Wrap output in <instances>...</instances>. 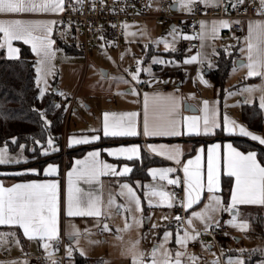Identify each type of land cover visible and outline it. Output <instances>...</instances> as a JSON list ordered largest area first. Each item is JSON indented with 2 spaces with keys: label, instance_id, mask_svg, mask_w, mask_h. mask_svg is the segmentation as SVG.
<instances>
[{
  "label": "crops",
  "instance_id": "obj_1",
  "mask_svg": "<svg viewBox=\"0 0 264 264\" xmlns=\"http://www.w3.org/2000/svg\"><path fill=\"white\" fill-rule=\"evenodd\" d=\"M160 0H147L146 11L148 14H155L157 12L158 2ZM172 9L177 14H187L188 11L180 6L179 0H172ZM232 1V0H229ZM257 3H262V0H250ZM78 0H64V10L74 6ZM199 2V0H197ZM219 0H211L210 3H200L205 8H215L218 5ZM63 12V11H62ZM36 13V14H0V20L6 19H25V20H55L53 25V32L51 39L53 40L52 48L54 50V58L51 61L52 74L47 76L45 80H42L38 86L36 83V55L32 52L31 46L24 44L22 41H13V47L19 49V45H24L29 49L31 59L34 64L35 72V85L38 90L41 87H45V94L53 96L54 101L63 103L64 110L66 111L68 104L70 103V97L74 94L77 95V102L72 106L69 115L66 117L64 130L61 131V147L66 150H75L76 148H84L83 152L73 157L70 161L68 159L61 161H52V159L58 155H50L47 162L53 163L57 166V173L52 176H45L43 174V167L46 166V162L42 163V166H33L37 169L35 174H27L33 178L29 179H16L18 175H14L13 172L3 169L0 170V184L5 187L11 186L14 183L25 182H45L56 181L58 184V227L59 233H63L67 236V243L72 244L76 237H70L68 235L72 226L79 230V239L87 237L88 240L93 238H101V249L96 253L95 258L99 264H132V253H143L145 264L151 260L150 253L152 251H146L147 245L143 241H139L136 234L142 231L143 219L147 217V222L152 228L155 225L156 231L166 232L168 228H172L171 220V208L160 205L159 198L149 197L153 200V206L149 207L148 199L144 197V185L155 186L160 190L170 193L171 184L167 183V180H160L159 176L153 179L148 174L150 168H179L183 173V164L189 159H194L197 149H202L201 152V173L202 180L205 183V189L201 193V200L197 204L193 205L187 210V218L191 216L192 212H199L203 209L204 204L208 199V192L206 190L207 181V148L211 144L220 145L221 155V171L220 181L221 190L216 193L220 196L222 202L225 204L230 201L231 188L235 183V178L226 176L223 173V151L224 145L231 144L237 151L247 153L248 151L255 150H241L237 146V141L246 140L254 143L260 149H264V145H260L258 141H252L250 138L241 136L238 130L234 133L223 132L224 118L227 117L235 124L244 127L246 130L258 135L260 131H254L250 129L242 120V111L247 106H254L259 109L264 119V109L260 108L261 96H264V82L261 78L247 77V68L239 67L241 62L247 63V41L245 37L248 34V23L252 22H264V19H250L243 22V33L239 36L231 35L227 32V28H219L218 32L213 35L210 31L214 21H221L222 19H209L203 20L206 28L204 35L201 37V29L197 37L199 39L200 47L197 53L192 52L186 44L180 42L181 39H192L193 35L186 32L183 29L182 22H176L174 26L169 27L160 23L156 19H142L127 23V28H123L122 32V47L116 53L112 45L108 40L102 36L96 43L89 44L90 50L87 53L81 49L79 43H69L66 39H63L57 30L58 17L62 13ZM163 26V27H161ZM175 29L177 38L173 40V37L169 35L171 29ZM160 29V31L158 30ZM125 32L130 33L125 35ZM134 34H139L137 38ZM2 36V34H0ZM187 37V38H185ZM167 39L170 47L166 51L163 43H154L157 40ZM94 46L100 48L97 50ZM243 49V51H242ZM2 55L5 59L16 60L20 54L18 52L16 58H9L7 48H0ZM103 54H111L115 56L118 65L127 67V70H134L131 75L136 72L137 60L140 59L141 68L149 69L148 73L143 71L139 74V80L147 83L146 88L139 93L134 87L131 86L129 81L124 79L121 72L115 71V74H109V68L101 64L105 61ZM198 56V61L185 64L183 61L192 56ZM96 55L98 59L97 66L103 67L106 70H100L106 75L104 78L107 81L106 88L92 92L87 91L81 93V81L74 90H70L67 87V79L71 75L77 73L76 67L82 68V76L86 73L90 58ZM153 57L162 59L164 64L152 63ZM220 59H229L230 67L226 72L222 82H216L212 76L213 70L216 68ZM237 60H240L239 64H236ZM171 61L172 63H169ZM203 61V63L199 62ZM101 62V63H100ZM211 63L212 67H209ZM93 66V65H92ZM73 67V68H71ZM235 67V71L233 70ZM203 76L207 84H202L197 75V72ZM208 71V73H205ZM96 78H98L95 75ZM81 79V74H80ZM82 80V79H81ZM126 81V82H125ZM80 86V87H79ZM253 87L258 90H254L251 93L241 91L244 88ZM135 89L136 95L131 94V89ZM59 93H63L60 95ZM127 93V94H123ZM148 94L149 97H153L156 94L164 96H171L179 102V119L181 120V132L183 133V118L184 117H203L201 111L204 102L206 101L209 107L214 106L216 109V119L218 127L213 130L209 135H204L201 131L200 135L181 134L179 136H145L144 135V95ZM79 95H81L79 97ZM83 105V108L80 106ZM105 112L115 113L119 116L126 112L137 113L135 123L136 132L135 136H108L103 134V114ZM67 111L65 112V114ZM71 117L75 120L72 122L69 128ZM149 126L151 127L156 122V115L152 108L151 99L148 112ZM203 121L201 119V127ZM264 134V133H262ZM83 136L91 137L97 136L96 141L88 144L68 146L69 138H80ZM258 136H262L259 134ZM112 139H118L116 142H111ZM137 146L140 159L134 158L129 161L122 156H110L108 155L109 149H116L120 147ZM149 145L152 147L150 148ZM163 146V147H161ZM178 148L180 151V164L169 160L164 155H157V152L167 151L171 152ZM155 149L156 151H153ZM97 151L99 152L98 160L101 163L113 165L117 171L127 165L132 168V171L126 176H112L103 175L99 178L100 183L95 181L92 183H85L83 180L75 181L76 186L79 187L83 193H92L100 195L103 203L107 205L109 195L115 199L117 205H124L125 208H106L104 215L97 220L95 217H67L65 214V205L67 197V183L68 173L73 170L76 161L85 160L88 153ZM256 152V151H255ZM25 153V152H24ZM26 156V153H25ZM145 157V158H144ZM52 158V159H51ZM51 159V160H50ZM143 159H146L143 160ZM149 160H155L158 163L150 164ZM258 162H260L258 158ZM31 169V168H30ZM136 170L137 174L141 172L143 175H134ZM175 171L168 174V179H173ZM133 173V177L131 176ZM184 175V173H183ZM127 183L136 195L141 200V211L135 210V205H129L126 198L120 195V185ZM173 204V201H172ZM130 207L131 211L125 210ZM240 215L237 217L238 221H247V231H240L239 229L232 227L226 221L231 219L227 212H220L213 215V221L219 220V226H224L227 230L224 235V239L221 241V255L222 262L219 260L215 250L211 247L207 241L201 242L196 248H189L191 251H177L178 244L176 240L172 243L173 251H168L172 260L176 259L177 252L181 253V264H228L230 259L237 257H243L245 264L249 261L250 252L258 251L260 258L252 260V264L257 261H264V205H240L238 206ZM125 214L124 217L121 215ZM260 217L262 223L261 234L254 235L252 232V226L256 219ZM136 220H140L141 223L137 225ZM129 225L125 228V223ZM212 227L217 226L214 222ZM107 224L109 230L103 231L104 225ZM188 225V223H187ZM161 226V227H160ZM211 227V228H212ZM188 228L192 231L205 230L204 224L199 219H192L191 227ZM87 229V231H85ZM119 229V231H118ZM190 235H195L192 232L186 231ZM0 233L5 235L0 236V264H32L31 260L26 256H32L37 254H55L56 249L50 243L51 247L45 249L41 246V241L37 239H27L23 236L21 230L16 227L3 226L0 227ZM11 233H14L12 235ZM119 234L116 236L115 234ZM248 236L249 240H252L251 244L243 249V252L236 248V242L240 243L243 238ZM129 242L127 244H121L123 242ZM194 240H189V243ZM120 245V246H119ZM203 245V246H202ZM251 247V248H247ZM154 248L158 249L156 244ZM119 250V251H116ZM164 251H159L157 255V261L164 259ZM80 255V254H79ZM195 257V260L189 259V257ZM89 258V257H87ZM91 259V258H90ZM53 261H49L52 264ZM67 264V260H65Z\"/></svg>",
  "mask_w": 264,
  "mask_h": 264
},
{
  "label": "snow or ice",
  "instance_id": "obj_2",
  "mask_svg": "<svg viewBox=\"0 0 264 264\" xmlns=\"http://www.w3.org/2000/svg\"><path fill=\"white\" fill-rule=\"evenodd\" d=\"M197 0H179L180 6L185 10L190 11L191 6ZM200 3L208 4L211 0H199ZM243 2V0H239ZM264 4V0H262ZM64 11V0H0V14H36V13H51L58 14ZM55 20H25V19H6L0 20V48H7L9 58H16L19 52L18 48L13 47V41H22L26 45L31 46L32 52L36 55V83L39 86L42 80L52 74L51 61L54 58V50L52 48L53 40L51 39L53 32V25ZM127 25H122V28H127ZM229 23L226 20L214 21L210 31L215 35L219 28H227ZM206 25L201 22V37L204 35ZM248 34L245 37L247 41V63L241 62L239 67L247 68V77H260L264 82V22L248 23ZM130 33L125 32V35ZM135 35L134 33H131ZM169 35L173 40L177 38L176 30H170ZM187 38V37H185ZM154 43H163L167 51L170 47L167 39L157 40ZM243 51V49H242ZM198 56H192L185 59L183 62L189 64L198 61ZM203 63V61H199ZM152 63L164 64L165 61L153 57ZM169 63H172L169 61ZM235 63V62H234ZM141 62L137 61L136 72L132 74V79L139 83V74L143 71L148 73L149 69L141 68ZM209 67H212L209 63ZM235 71V67L233 69ZM101 77L106 74L101 72ZM197 75L202 84H207L203 76L200 75L199 70ZM126 82V81H125ZM257 88L247 87L242 89L243 92L251 93ZM131 94L136 95L135 89H131ZM40 97L45 94V89H39ZM63 95V93H59ZM127 94V93H123ZM150 99L152 108L156 115V122L150 127L148 121V112L150 106ZM56 108L60 105L56 104ZM260 108L264 109V96H261ZM35 111V110H34ZM203 117H184L183 133L181 132V120L179 119V102L171 96H164L156 94L149 97L148 94L144 95V135L145 136H179L181 134H195L200 135L201 131L204 135H209L219 125L216 119V109L214 106L209 107L205 101L201 109ZM40 119L45 128L49 125V121L45 119V113L40 112ZM137 113L126 112L119 116L115 113L105 112L103 114V134L108 136H135L136 132V119ZM201 119L203 121L201 127ZM223 132L234 133L238 130L239 135L250 138L252 141H258L260 145H264V138L255 135L246 130L244 127L235 124L227 117L224 118ZM97 136H83L80 138H69L68 146L88 144L96 141ZM12 142L16 143V138H12ZM36 144H40L37 140ZM151 148L152 146L149 145ZM163 147V146H161ZM20 153L16 157H9L7 154V147L0 149V165H7L9 163H28V158L24 156L25 145L20 144ZM54 139L49 136L47 139V147L38 153L39 156H47L51 152L58 151ZM156 151L155 149H152ZM28 151H32L28 149ZM201 152L202 149L196 150L194 159H189L183 164V193L184 199L182 207L187 211L193 205L201 200V193L205 189V183L202 180L201 173ZM157 155H164L167 159L180 164L181 161L180 151L178 148L171 152L160 151ZM108 155L122 156L126 160H133L134 158L140 159L138 147L133 145L131 147H120L116 149H109ZM99 152L93 151L88 153L85 160L76 161L74 168L68 175L67 183V197L65 205V214L67 217H95L97 220L104 215L106 208L116 207L124 209V205H117L115 199L109 195L107 205H105L98 194L83 193L82 190L76 186L75 181L83 180L85 183L96 182L100 183L99 178L103 175L112 176H126L132 171V168L125 165L118 171L110 164L101 163L98 160ZM38 158L34 153L33 159ZM223 173L226 176L234 177L235 183L231 188L230 201L226 204L222 202L220 196L216 193L221 190L220 171H221V155L220 145L211 144L207 148V181L206 190L208 192L207 202L204 204L203 209L199 212H192L191 216L187 218V223L191 227L192 219H199L204 224L205 230H209L214 222L219 226V220L213 221V215L220 212H227L231 219L226 221L232 227L240 231H247L248 222L238 221L237 217L240 215L238 206L240 205H264V164L258 162V154L255 151H248L246 154L239 152L231 144L224 145L223 151ZM175 171L172 168H150L148 174L156 179L159 176L160 180H167L168 184H178V180L168 179V174ZM35 174L36 168L25 169L24 172H16L14 175ZM57 173V166L53 163L46 162L43 167V174L45 176H52ZM144 197L159 198V204L165 205L169 208L173 206L172 201L175 197L166 191L160 190L155 186L144 185ZM120 195L124 196L129 205H135L137 212L141 211V200L127 184L120 185ZM58 184L56 181L45 182H25L14 183L11 186L5 187L0 184V227H16L22 231L23 236L27 239H39L41 246L46 250L51 247L50 241L59 239L58 227ZM149 207L153 206V200L148 199ZM125 210L131 211L128 207ZM179 221L180 217H175ZM135 223L139 225L140 220ZM129 225L125 223V228ZM155 227V225H153ZM108 225L105 224L103 231H108ZM87 231V229L85 230ZM119 231V229H118ZM14 235V233H11ZM5 235L0 233V236ZM68 235L76 237L73 241L78 245L79 243V230L72 226ZM169 233H164V241L160 245L163 248L164 243L167 242ZM195 235H190L185 232L183 236H176V243L178 245H186L187 241L195 240ZM90 243H100V241H90ZM203 246V245H202ZM66 255L69 259L72 258L74 249L71 246L66 247ZM82 257L86 254L83 249L76 248ZM264 252V250H261ZM243 252V250H241ZM51 254V253H49ZM159 249L154 248L150 253L151 260L148 264H181V253L177 252L176 259L172 260L169 256L167 249L163 252L164 259L157 261L156 257L159 255ZM195 260V257H189ZM52 264H58L53 261ZM132 264H145L143 253H132ZM228 264H245V260L241 257L230 259ZM264 264V261L261 262Z\"/></svg>",
  "mask_w": 264,
  "mask_h": 264
},
{
  "label": "built area",
  "instance_id": "obj_3",
  "mask_svg": "<svg viewBox=\"0 0 264 264\" xmlns=\"http://www.w3.org/2000/svg\"><path fill=\"white\" fill-rule=\"evenodd\" d=\"M172 0H160L155 14L146 11L147 0H78V2L65 9L58 17L57 30L63 39L69 43H79L84 53L90 48L89 44L96 43L102 36L112 45L116 53L122 47V25L142 20L156 19L165 26L172 27L176 22L183 23V29L193 35L192 39H181V43L194 53L199 51L200 43L197 37L201 29V22L209 19H222L229 23L227 32L234 36L243 33V22L250 19H264V4L255 1L243 0H219L217 7L205 8L199 2L191 6L187 14H177L172 9ZM97 50L99 47L94 46ZM119 71L126 77L132 87L141 93L147 86L145 81L137 83L132 79L131 70L118 65ZM77 102L76 95L70 98L67 113ZM182 171L177 168L173 179L178 184H171L170 193L175 197L171 207V225L177 231H189L195 234L196 239L190 243L191 248H196L201 242L207 241L216 251L222 262L221 241L227 230L224 226H214L209 230L192 231L187 225V211L182 207L184 199ZM175 217H180L179 221ZM67 236L60 231L59 239L53 240L52 245L56 249L55 254H37L26 256L32 264H49V261H57L65 264Z\"/></svg>",
  "mask_w": 264,
  "mask_h": 264
},
{
  "label": "trees",
  "instance_id": "obj_4",
  "mask_svg": "<svg viewBox=\"0 0 264 264\" xmlns=\"http://www.w3.org/2000/svg\"><path fill=\"white\" fill-rule=\"evenodd\" d=\"M19 54L18 59L8 60L3 57L0 51V146L6 145L11 152H15L20 144H24L26 149L24 152L26 155H30L43 149L46 140L51 136L60 151L64 104L54 101L53 96L48 94L40 97L34 81V64L29 49L24 45H19ZM229 67V59H220L212 73L216 82H222ZM56 104H59L60 107L56 108ZM40 112H44L45 119L49 121L47 128L40 119ZM242 120L254 131H260L262 128L261 113L254 106H247L243 109ZM12 138H16V143L12 142ZM37 140L40 141V144H36ZM117 140L112 139L111 142ZM236 144L241 150H255L260 162L264 164V149H260L254 143L246 140L237 141ZM28 149L32 151H28ZM83 150L84 148L66 150V159L70 161L73 157L79 156ZM58 156L51 158L52 161H60V154ZM143 160L146 161V159ZM149 163L158 162L149 160ZM138 174L143 175L141 172ZM138 174L135 170L134 175ZM131 176L133 177V173ZM15 178L29 179L33 177L18 176ZM261 229L262 223L258 217L252 226V232L254 235H258L261 234ZM258 258H260L258 251L250 252L247 264H252L251 261ZM74 264H99V262L77 254L74 256Z\"/></svg>",
  "mask_w": 264,
  "mask_h": 264
},
{
  "label": "rangeland",
  "instance_id": "obj_5",
  "mask_svg": "<svg viewBox=\"0 0 264 264\" xmlns=\"http://www.w3.org/2000/svg\"><path fill=\"white\" fill-rule=\"evenodd\" d=\"M161 27H163V26H161ZM158 30L160 31V29H158ZM135 36L137 38H139L138 37L139 34H135ZM180 42H181V40H180ZM95 56L96 55H93L90 58L91 63L89 64V67H88L86 73L83 76H82V68L80 66V67H76L77 73L75 74L74 78H73L74 74L71 75L70 77H68V79H67V87L71 88V89H69L67 92H70V90H74V88L77 87V85L79 83V80L81 81V83H80L81 93H86L87 91L95 92V91H98L100 89L106 88V85H107V81L105 80L106 78L101 77V75H100V73H101L100 70L101 69L102 70H106V69L103 68V67L97 66V64H98V60L97 59L98 58L95 57ZM102 57H103V59L105 58V61L102 62V63L100 62V63L106 65L109 68V74L112 75L113 73L115 74V71L118 72V70H119L118 61L116 62L115 56H112L111 54H103ZM137 61H140V59L137 60ZM71 68H73V67H71ZM123 68L127 69V67H123ZM80 74H81V79L82 80L80 79ZM95 75L98 78H96ZM123 77H124V79H126V77L124 75H123ZM43 88H45V87H43ZM74 95H76V94H74ZM80 96L81 95H79V97ZM76 97H77V95H76ZM81 105L82 104H80V106ZM81 107L83 108V105ZM65 112L63 113L64 114V119H63V125H62L61 131L64 130V127H65V122H66V114H65ZM74 120H75V118L71 117V121L69 123V128L71 127L72 122ZM262 133H264V119H263V122H262V130H261L260 133H258V135L261 134L262 136H264V134H262ZM5 147H7V146L6 145H2V146H0V149L5 148ZM46 147H47V140H46V144H45L44 148H46ZM31 148H33V147H31ZM44 148L34 152L38 156V158L33 159V155L34 154H30V155H26L25 156V153H23L24 156L28 158V163H9L7 165H0V170L2 171L3 169H5V170L13 172V173L24 172L25 169H30L33 166L41 167L42 163L47 162L49 160V158H46L49 155H59L60 154V161L64 160L65 157L67 158L66 153H65V149H63V147H61L60 151L58 150L55 154H53L54 152L50 151V154L47 155V156H39L38 153L40 151H43ZM20 151L21 150L18 147V149L15 152H11V150L7 147V154H8L9 157H16L18 155V153H20ZM18 176H29V175L23 174V175H18ZM124 215L125 214H122L121 216L124 217ZM143 222L144 223H142V225H143L142 226L143 227L142 231H140V233L136 234V236H137V238H139L138 239L139 241H143V243L145 245H147L146 251H152L156 244L158 245L159 251H164L165 249H167V251H173L172 243L174 242V240H176V236L177 235L183 236L184 233L186 232V231H177V230H175L173 228H168L167 232L170 235L168 237L167 242L164 243L163 248H161L160 245L164 241V232H161V234H160L159 229L156 231L157 227L152 228L150 226V224H148V222H147V217H145L143 219ZM115 235L120 237V235L118 233L115 234ZM101 238L102 237H97V238H93L91 240H88L87 237L83 236L82 238L79 239L78 245L76 243H72V244L67 243L66 247L71 246L74 249L71 259H69V257L66 255L67 264H74V256L77 255V254L78 255L80 254L78 251H75V249L77 247L80 248V249H83L85 254H86L85 257H89L91 259L95 258L96 253H98L100 251H105L104 249L103 250L101 249V245H100ZM90 241H100V243H90ZM128 242H129V240L127 242H123L121 244H127ZM251 242H252V240H249L248 236H246V238H243L240 243L236 242V248L239 251H241L243 249L246 250V247L243 244H246L248 246V244L249 243L251 244ZM189 245H190V243H189V241H187L186 245H183V246L182 245H178V248H176L175 250H177V251H191V249L189 248ZM251 246H253V245L251 244ZM247 248L249 249L251 247H247ZM116 251H119V250H116ZM242 259H243V257H242ZM261 262L262 261H257L255 264H261Z\"/></svg>",
  "mask_w": 264,
  "mask_h": 264
},
{
  "label": "water",
  "instance_id": "obj_6",
  "mask_svg": "<svg viewBox=\"0 0 264 264\" xmlns=\"http://www.w3.org/2000/svg\"><path fill=\"white\" fill-rule=\"evenodd\" d=\"M235 63L236 64H239L240 63V60H237ZM205 73H208V71H206Z\"/></svg>",
  "mask_w": 264,
  "mask_h": 264
},
{
  "label": "bare ground",
  "instance_id": "obj_7",
  "mask_svg": "<svg viewBox=\"0 0 264 264\" xmlns=\"http://www.w3.org/2000/svg\"><path fill=\"white\" fill-rule=\"evenodd\" d=\"M70 100V99H69ZM69 105V104H68ZM67 109H68V107H67ZM67 111V110H66ZM69 115V113H66V117Z\"/></svg>",
  "mask_w": 264,
  "mask_h": 264
}]
</instances>
